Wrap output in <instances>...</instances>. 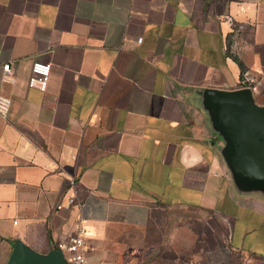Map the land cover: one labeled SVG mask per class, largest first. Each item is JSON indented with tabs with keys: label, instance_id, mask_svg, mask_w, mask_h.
Instances as JSON below:
<instances>
[{
	"label": "crops",
	"instance_id": "0c3cea01",
	"mask_svg": "<svg viewBox=\"0 0 264 264\" xmlns=\"http://www.w3.org/2000/svg\"><path fill=\"white\" fill-rule=\"evenodd\" d=\"M237 88L264 108V0H0V264L78 225L92 264H152L155 226L185 264L264 258V190L238 185L208 103Z\"/></svg>",
	"mask_w": 264,
	"mask_h": 264
},
{
	"label": "water",
	"instance_id": "95a60500",
	"mask_svg": "<svg viewBox=\"0 0 264 264\" xmlns=\"http://www.w3.org/2000/svg\"><path fill=\"white\" fill-rule=\"evenodd\" d=\"M208 103L226 140L225 155L238 185L264 190V108L252 102L247 88L212 90ZM7 264L70 263L59 248L40 253L17 239Z\"/></svg>",
	"mask_w": 264,
	"mask_h": 264
},
{
	"label": "built area",
	"instance_id": "2783aa9c",
	"mask_svg": "<svg viewBox=\"0 0 264 264\" xmlns=\"http://www.w3.org/2000/svg\"><path fill=\"white\" fill-rule=\"evenodd\" d=\"M51 65L48 62L42 60H35L31 65V73L28 78V86L35 87L40 91H45L50 75ZM3 77L7 78L11 74L10 63L2 65ZM11 104V99L8 96L0 95V116L6 117ZM75 202L73 196L67 198L66 204L60 202L56 205V209L63 207H69ZM85 228L82 225H78L75 232L72 233L65 241L57 243L65 260L70 264H92L85 252Z\"/></svg>",
	"mask_w": 264,
	"mask_h": 264
},
{
	"label": "rangeland",
	"instance_id": "374dc122",
	"mask_svg": "<svg viewBox=\"0 0 264 264\" xmlns=\"http://www.w3.org/2000/svg\"><path fill=\"white\" fill-rule=\"evenodd\" d=\"M149 242V244L153 245V250L145 253V260L147 262H151L152 264H185V261L189 260V257L184 252L168 250L161 243V231L158 226L153 228V235L149 239ZM231 258L232 264H264V261L259 258L238 252H233Z\"/></svg>",
	"mask_w": 264,
	"mask_h": 264
},
{
	"label": "trees",
	"instance_id": "16d2710c",
	"mask_svg": "<svg viewBox=\"0 0 264 264\" xmlns=\"http://www.w3.org/2000/svg\"><path fill=\"white\" fill-rule=\"evenodd\" d=\"M253 257H255V258H259V259H261L262 261H264V258H262V257L255 256V255H253ZM230 264H232V258H231Z\"/></svg>",
	"mask_w": 264,
	"mask_h": 264
}]
</instances>
